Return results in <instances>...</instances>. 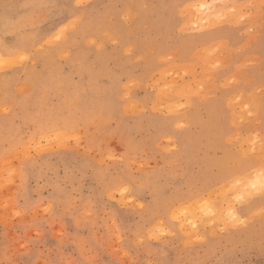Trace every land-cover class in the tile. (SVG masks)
Here are the masks:
<instances>
[{"label":"rangeland","instance_id":"374dc122","mask_svg":"<svg viewBox=\"0 0 264 264\" xmlns=\"http://www.w3.org/2000/svg\"><path fill=\"white\" fill-rule=\"evenodd\" d=\"M0 15V264H264V0Z\"/></svg>","mask_w":264,"mask_h":264},{"label":"bare ground","instance_id":"6f19581e","mask_svg":"<svg viewBox=\"0 0 264 264\" xmlns=\"http://www.w3.org/2000/svg\"><path fill=\"white\" fill-rule=\"evenodd\" d=\"M198 2H199V0H198ZM222 2H223V1H222ZM245 3H246V2H245ZM248 3H249V2H247L246 5H248ZM250 3H251V2H250ZM246 5H245V6H246ZM220 6H221V5H220ZM220 6H219V7H220ZM230 6H232V4H230ZM230 6H229V7H230ZM225 8H227V7H225ZM233 8H234V6H233ZM235 8H236V7H235ZM250 8H251V7H250ZM220 9H221V8H220ZM222 9L224 10L223 7H222ZM228 9H229V8H228ZM251 9H252V8H251ZM225 10H227V9H225ZM236 10H237V9H236ZM240 11H241V9H240ZM260 11H261V10H260ZM207 13H209V12H207ZM197 14H199V13H197ZM197 14H196V16H197ZM211 14H213V11H212ZM218 14H219V13H218ZM216 15H217V14H216ZM242 15H243V14H242ZM194 16H195V15H194ZM198 16H199V15H198ZM254 16H256V15H254ZM254 16H253V17H254ZM240 17H241V16H240ZM198 18H199V17H198ZM79 19H80V18H79ZM202 19H204V18H202ZM202 19H201V20H202ZM2 20H3V18H1V15H0V23L3 22ZM190 20H191V19H190ZM198 20H199V19H198ZM191 21H192V20H191ZM192 23H193V22H192ZM190 24H191V23H190ZM202 24H203V26H204V23H202ZM209 24H210V23H209ZM209 24H208V25H209ZM232 24H233V23H232ZM191 25H192V24H191ZM200 27H202V26H200ZM192 28H193V27H192ZM220 44H222V42H221ZM217 45H218V44H217ZM0 47H1V50H0V51H5V50L7 49V46H6L3 42H0ZM216 47H217V46H216ZM204 48H205V47H204ZM207 48H208V47H207ZM220 48H221V47H220ZM202 49H203V48H202ZM202 49H200L201 52H202ZM211 49H212V48H211ZM218 49H219V48H218ZM198 50H199V49H198ZM169 53H170V52H169ZM175 53H176V52H175ZM217 53H218V52H217ZM219 53H220V52H219ZM202 54H203V53H202ZM215 54H216V53H215ZM0 55H1V52H0ZM204 55H205V54H204ZM174 56H175V55H174ZM205 56H206V55H205ZM221 57H222V56H221ZM5 58H6V57H5ZM216 58H217V57H216ZM245 59H247V58H245ZM5 60H6V59H5ZM215 60H216V59H215ZM217 60H219V59H217ZM249 60H250V59H249ZM214 62H215V61H214ZM209 63H210V62H209ZM207 64H208V63H207ZM211 65H212V64H211ZM208 66H210V65H208ZM179 67H180V66H179ZM181 67H182V66H181ZM210 67H211V66H210ZM167 68H168V67H167ZM189 68H190V67H189ZM189 68H188V70H190ZM192 68H193V67H192ZM192 68H191V69H192ZM186 69H187V68H186ZM173 70H175V69H173ZM184 70H185V68H184ZM184 70H183V71H184ZM188 70H187V72H188ZM193 70H194V69H193ZM166 71H167V69H166ZM176 72H178V71H176ZM241 72H242V71H241ZM172 73H173V72H172ZM189 73H190V72H189ZM233 73H234V72H233ZM180 74H181V73H180ZM178 75H179V74H178ZM172 76H174V75H172ZM179 76H180V75H179ZM181 76H182V75H181ZM153 77H154V76H153ZM235 77H236V76H235ZM202 78H203V77H202ZM237 78H238V77H237ZM170 79H171V78H170ZM165 80H166V79H165ZM165 80H164V81H165ZM168 80H169V78H168ZM168 80H167V81H168ZM244 80H245V79H244ZM169 81H170V80H169ZM247 81H248V80H247ZM158 83H159V82H158ZM201 83H202V82H201ZM201 83H199V84H201ZM247 83H248V82H247ZM91 85H92V84H91ZM160 85H161V84H160ZM160 85H159V86H160ZM164 85H166V84H164ZM189 85H190V84H189ZM192 85H193V84H192ZM197 85H198V84H197ZM157 86H158V85H157ZM161 86H163V85H161ZM167 86H168V85H167ZM193 86H194V85H193ZM164 88H165V87H164ZM164 88H163V89H164ZM181 89H182V88H181ZM193 90H194V89H193ZM164 91H165V90H164ZM166 91H168V90H166ZM179 91H180V90H179ZM159 92H160V91H159ZM160 93H161V92H160ZM167 94H168V93H167ZM207 94H208V93H207ZM257 94H258V93H257ZM122 96H123V95H122ZM252 96H253V95H252ZM158 100H160V99H158ZM238 101H239V100H238ZM177 102H178V101H177ZM154 105H155V104H154ZM154 105H153V106H154ZM160 105H161V104H160ZM178 105H179V104H178ZM249 105H250V104H249ZM166 106H167V105H166ZM177 107H178V106H177ZM185 107H186V106H185ZM183 109H184V108H183ZM140 111H141V110H140ZM254 115H255V114H254ZM184 117H185V116H184ZM239 118H240V117H239ZM254 121H255V120H254ZM237 130H238V129H237ZM238 131H239V130H238ZM239 132H240V131H239ZM235 133H236V132H235ZM240 133H241V132H240ZM240 137H241V136H240ZM248 139H249V138H248ZM243 145H244V144H243ZM240 146H241V145H240ZM183 149L185 150V147H184ZM250 155H251V154H250ZM29 156H30V155H29ZM243 179H244V178H243ZM240 188H241V187H240ZM214 189H215V188H214ZM235 192H236V191H235ZM234 194H235V193H234ZM124 195H125V194H124ZM225 195H226V194H225ZM245 199H246V198H245ZM131 201H132V200H131ZM237 217H238V216H237ZM177 219H178V218H177ZM181 219H182V218H181ZM241 221H242V220H241ZM244 221H245V220H244ZM225 225H226V224H225ZM233 227H234V226H233ZM195 229H197V228H195ZM219 229H220V228H219ZM188 230H189V229H188ZM159 231H160V230H159ZM191 232H192V231H191ZM216 233H217V232H216ZM157 239H158V238H157Z\"/></svg>","mask_w":264,"mask_h":264}]
</instances>
